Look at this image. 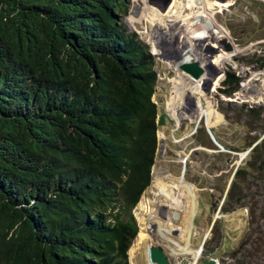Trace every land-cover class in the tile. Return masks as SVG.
I'll use <instances>...</instances> for the list:
<instances>
[{
	"label": "trees",
	"instance_id": "obj_1",
	"mask_svg": "<svg viewBox=\"0 0 264 264\" xmlns=\"http://www.w3.org/2000/svg\"><path fill=\"white\" fill-rule=\"evenodd\" d=\"M129 1L0 0V264H130L158 112L154 58L124 25ZM240 82L227 72L221 93ZM248 113L264 131L263 110ZM257 140L246 147L264 179ZM249 170L234 173L223 213L241 207Z\"/></svg>",
	"mask_w": 264,
	"mask_h": 264
},
{
	"label": "rangeland",
	"instance_id": "obj_2",
	"mask_svg": "<svg viewBox=\"0 0 264 264\" xmlns=\"http://www.w3.org/2000/svg\"><path fill=\"white\" fill-rule=\"evenodd\" d=\"M175 5L177 12L165 15ZM159 15L170 22L160 21ZM124 25L148 46L154 58L157 86L153 101L158 112L157 155L150 186L133 211L139 232L128 251L129 263L145 264L143 254L151 244L162 248L168 264L192 262L193 255L176 261L181 252L163 238L159 228L148 227L155 221L175 225L174 238L186 244L187 230L183 240H178L181 223L173 217L178 209L155 201L152 190L155 184L170 185L172 179L181 178L194 185L197 195L188 238L192 251L205 250V256L219 264H233L242 258L235 254L242 248L249 256L257 253L255 264H264V179L253 176L250 163L254 165L255 159L246 147L254 137H258L256 143L264 138L263 123L248 113H264V0H130ZM160 34H164L162 39ZM229 44L232 51H227ZM216 60V74L204 75L200 62L207 65ZM186 65L198 68V76L188 73ZM227 72L241 80L232 97L221 93ZM178 78L185 82L203 78L199 88L209 101L206 110L213 112L212 127L204 117L197 121L200 104H195L193 95L180 104L179 112L186 119L179 126L169 116L166 101L172 81ZM248 166L250 176L244 182L241 207L223 213L222 207H229L223 203L234 173ZM173 194L177 195L175 189ZM140 233L146 235L144 240H138Z\"/></svg>",
	"mask_w": 264,
	"mask_h": 264
},
{
	"label": "bare ground",
	"instance_id": "obj_3",
	"mask_svg": "<svg viewBox=\"0 0 264 264\" xmlns=\"http://www.w3.org/2000/svg\"><path fill=\"white\" fill-rule=\"evenodd\" d=\"M178 9H179L178 5H175V6H173V8H170L168 11H166L165 15L175 13V12H177ZM159 16H160V18H159L160 21L170 22L168 20L162 19V17L164 15L163 16L159 15ZM206 16L208 18L212 19L213 21H215L214 16L212 14H208ZM173 22H175V21H173ZM173 26L175 27L176 25H173ZM200 28L201 27H199L198 29H200ZM196 32L198 33L199 31L197 30ZM200 34H201V32H200ZM159 36H160V39H162L164 34H160ZM208 41H210V43H214L213 40H211V39H208ZM148 43L150 45H152V47H153V43L151 41H148ZM152 49L154 51V48H152ZM217 63H218L217 60L214 61L213 63L207 64V65H203L200 62L199 66H201V68L204 70V72H205L204 75H207L209 73V75L212 76L213 74H216L215 72L217 70V65H218ZM202 79L203 78H195L194 80L191 79L190 82L188 81L189 83L185 82L183 80V78L179 79V80L176 79V80L172 81V88H171L168 100L166 101V106H167L166 110H167L169 116L176 122V126H179L181 124V122L186 119L185 115L183 113L180 114V112H179V110H181L180 104L182 102L186 101V96L190 97V95H193L196 98L195 104L196 103L200 104V108L198 109V113L196 116L197 121L203 119V117H204L206 120L207 126L212 127V114H213V112L206 110V107H207L209 101L207 100V98H204L205 96L202 95L201 90L199 88V83H200V80H202ZM204 83H207V80L204 81ZM203 104H205V107L202 106ZM171 183L172 184H170V185L155 184L152 187L153 195L155 197L154 200L157 202L159 201V202L169 203L171 206H173V208L175 207L178 209V212L173 214V217L176 220H179L181 223V224H179V226L181 225V228H179L180 233H179V239L178 240L183 238V236L187 230V234L185 236L187 238L186 244L181 245L180 242H177L176 238H174V236H175L174 235L175 234L174 228L176 227L175 225H172V224L164 225L165 223L163 224L161 221L160 222L155 221L152 224H150L148 227L149 228H152V227L159 228L163 238L166 241H168L171 245H173V247H176L178 249V250H176L178 253L181 252L180 255H177L178 258L175 259L176 261H179L183 256L193 255V258L191 259L192 262L190 264H196V262L199 261V259H200V251L199 250L192 251V249L190 248L189 243H188L189 242L188 238H189L190 229H191V220H192V218L196 212V199H197L196 190L193 187L194 185L192 186L191 184H189L188 182H185L184 179H181V178L172 179ZM174 189L177 191V195L173 194ZM175 208H174V210H175ZM138 237H139L138 240L141 241V240H144L146 235H144L143 233H140ZM141 244H142V242H141ZM148 248L149 247L146 248V250L143 254L144 259H145V264H148L147 262L149 261L148 260V258H149L148 257ZM143 250H144V248H143ZM174 254H175V252H174ZM184 264H186V262Z\"/></svg>",
	"mask_w": 264,
	"mask_h": 264
},
{
	"label": "water",
	"instance_id": "obj_4",
	"mask_svg": "<svg viewBox=\"0 0 264 264\" xmlns=\"http://www.w3.org/2000/svg\"><path fill=\"white\" fill-rule=\"evenodd\" d=\"M232 50H233V47L230 44L227 45V51H232ZM184 68L188 73L192 74L194 77H197L200 72L198 68H195L192 65H186ZM200 255H202L200 257V264H219L215 258L206 257L205 256L206 253H204V251L202 250H200ZM148 257H149L150 262L152 263L168 264V258L163 254L162 248L159 246H156L155 244H151L149 246Z\"/></svg>",
	"mask_w": 264,
	"mask_h": 264
},
{
	"label": "flooded vegetation",
	"instance_id": "obj_5",
	"mask_svg": "<svg viewBox=\"0 0 264 264\" xmlns=\"http://www.w3.org/2000/svg\"><path fill=\"white\" fill-rule=\"evenodd\" d=\"M203 251H204V253H206V254H207V252H208V251H205V250H203Z\"/></svg>",
	"mask_w": 264,
	"mask_h": 264
}]
</instances>
